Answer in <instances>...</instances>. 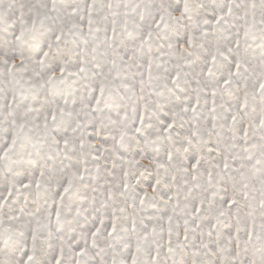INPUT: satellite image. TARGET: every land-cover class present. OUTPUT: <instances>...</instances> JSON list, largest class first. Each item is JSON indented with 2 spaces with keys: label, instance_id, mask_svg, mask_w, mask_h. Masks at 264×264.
Segmentation results:
<instances>
[{
  "label": "snow or ice",
  "instance_id": "snow-or-ice-1",
  "mask_svg": "<svg viewBox=\"0 0 264 264\" xmlns=\"http://www.w3.org/2000/svg\"><path fill=\"white\" fill-rule=\"evenodd\" d=\"M0 124V264H264V0H0Z\"/></svg>",
  "mask_w": 264,
  "mask_h": 264
},
{
  "label": "clouds",
  "instance_id": "clouds-1",
  "mask_svg": "<svg viewBox=\"0 0 264 264\" xmlns=\"http://www.w3.org/2000/svg\"><path fill=\"white\" fill-rule=\"evenodd\" d=\"M7 127L6 124H0V139H2L6 133L4 132V128ZM99 142V141H98ZM78 161H73V163H77ZM140 168L142 169V171L140 172V175L143 176V175H151L152 172L150 171V169L152 168V161L150 158H145L141 165H140ZM113 187H115L113 185ZM49 192V196H51L54 192H55V189L54 188H49L47 190ZM116 191H119V189H116Z\"/></svg>",
  "mask_w": 264,
  "mask_h": 264
}]
</instances>
